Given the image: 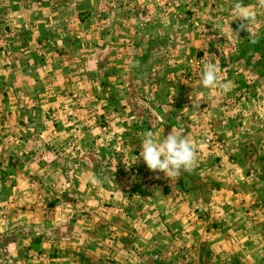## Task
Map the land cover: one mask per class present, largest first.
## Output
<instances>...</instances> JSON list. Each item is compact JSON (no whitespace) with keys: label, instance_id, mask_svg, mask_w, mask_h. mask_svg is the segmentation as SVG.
I'll return each instance as SVG.
<instances>
[{"label":"rangeland","instance_id":"1","mask_svg":"<svg viewBox=\"0 0 264 264\" xmlns=\"http://www.w3.org/2000/svg\"><path fill=\"white\" fill-rule=\"evenodd\" d=\"M245 2L248 31L233 0H0V264H264V0ZM206 62L227 87L201 86ZM178 129L191 171L137 159Z\"/></svg>","mask_w":264,"mask_h":264},{"label":"clouds","instance_id":"2","mask_svg":"<svg viewBox=\"0 0 264 264\" xmlns=\"http://www.w3.org/2000/svg\"><path fill=\"white\" fill-rule=\"evenodd\" d=\"M257 12L249 7L245 0H233L231 7V21L240 20V28L249 29L254 22ZM255 43L253 39L251 41ZM200 84L205 88L227 87L222 84L214 63L206 62L200 74ZM146 167L154 172H163L167 178L177 177L181 171H191L196 164V154L192 143L181 130L170 131L162 138L146 132L143 136L140 152ZM136 159V160H137Z\"/></svg>","mask_w":264,"mask_h":264}]
</instances>
